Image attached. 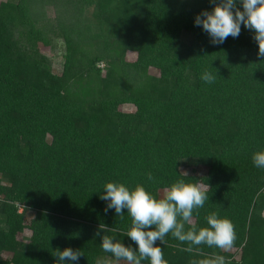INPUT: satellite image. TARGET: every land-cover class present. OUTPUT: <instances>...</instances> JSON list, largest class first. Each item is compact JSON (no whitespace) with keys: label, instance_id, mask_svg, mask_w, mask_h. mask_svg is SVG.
<instances>
[{"label":"trees","instance_id":"1","mask_svg":"<svg viewBox=\"0 0 264 264\" xmlns=\"http://www.w3.org/2000/svg\"><path fill=\"white\" fill-rule=\"evenodd\" d=\"M218 3L0 2V264H58L55 253L66 248L83 254L71 264L124 261L101 247L104 235L137 247L126 236L127 209L122 217L105 212L104 185H141L160 199L181 179L209 187L193 213L197 228L216 213L237 239L228 251L189 252L169 233L156 242L167 264L216 254L228 264H264V169L252 159L264 151V57L243 24L238 37L211 43L194 21ZM35 6L53 17L36 15ZM55 39L63 43L61 74L38 46ZM205 71L213 83L201 79Z\"/></svg>","mask_w":264,"mask_h":264},{"label":"clouds","instance_id":"2","mask_svg":"<svg viewBox=\"0 0 264 264\" xmlns=\"http://www.w3.org/2000/svg\"><path fill=\"white\" fill-rule=\"evenodd\" d=\"M243 11L237 8V0H220L211 12L203 11L195 18V24L202 26L211 37V43L222 44L229 36L236 38L241 31V24L254 33V40L258 44V55L264 57V0H239ZM235 9V11H233ZM201 16L203 18H201ZM215 75L205 71L201 79L207 83L215 81ZM253 163L264 169V151L253 154ZM147 179L154 182L151 172ZM208 185L186 183L183 179L173 183L164 196L157 199L143 186L136 185L129 189L122 183L108 182L104 185L100 199L108 201L107 208L115 209L117 216H123V209L131 217L132 226L126 236L135 242L136 248L125 246L121 242H114L112 237L104 235L101 247L104 252L111 253L117 260H124L127 264H167L163 250L156 245L164 243L165 236L171 235L182 243H187L186 251L191 252L193 247L201 245L228 251L237 239L232 222L226 218H219L216 213L205 217L207 227H200L193 223V213L203 208L207 195ZM192 226L185 230V225ZM106 229L105 225H100ZM97 235H100L97 232ZM83 255L79 251L66 248L57 251L58 264H68L78 261ZM193 264H228L225 256L216 254L212 258L194 261Z\"/></svg>","mask_w":264,"mask_h":264},{"label":"rangeland","instance_id":"3","mask_svg":"<svg viewBox=\"0 0 264 264\" xmlns=\"http://www.w3.org/2000/svg\"><path fill=\"white\" fill-rule=\"evenodd\" d=\"M2 1H6V0H0V2H2ZM35 7H36V12H37L36 15L37 14L42 15L44 17V19H49V18L51 19L53 17L51 8L41 9L37 6H35ZM34 11H35V9H34ZM40 21H41V24H45L44 22H46V21H42V19H40ZM48 35L52 39V36H51L52 33L48 32ZM62 44H63L62 40H59V39L53 40L51 45H43L42 43L38 44L40 52L49 58L51 65H52V70L56 74H61V72H62V66H63V61H64V59H63L64 49H63ZM125 58L127 61L134 62L137 58V54L135 52L128 51V52H126ZM150 73L154 74L157 72H156V70L151 69ZM119 109L121 111H125V112H131V111L135 110L134 106L131 104H122L119 106ZM197 168H198V171L200 173H204V171H205L204 168H202V167H197ZM182 170L188 171L190 169L189 168H183ZM160 194H161V196H164L165 191H161ZM30 216L31 215H28V218ZM29 234H30L29 231L25 230L23 233L18 234L17 238L19 241L26 242L28 237H29ZM115 264H127V262L119 261V262H115Z\"/></svg>","mask_w":264,"mask_h":264}]
</instances>
